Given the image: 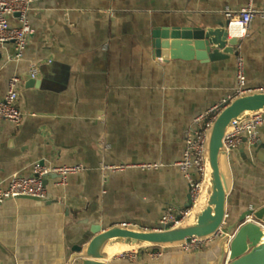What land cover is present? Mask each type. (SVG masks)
I'll return each mask as SVG.
<instances>
[{"label":"crops","instance_id":"obj_1","mask_svg":"<svg viewBox=\"0 0 264 264\" xmlns=\"http://www.w3.org/2000/svg\"><path fill=\"white\" fill-rule=\"evenodd\" d=\"M249 4L257 14L239 54L246 89L257 90L264 89V0H33L28 17L34 32L23 58L13 59L12 43L0 45V100L10 77L19 76L24 114L19 125L0 121V189L13 176L32 175L36 163L83 170L51 186L48 202L0 203V264H69L73 246L89 240L93 224L156 228L167 210L190 205L175 162L194 118L234 93L236 56L164 60L154 53V32L217 27L227 20L226 8ZM259 148L264 125L256 144L245 139L241 150L229 153L228 221L264 205ZM144 163L163 165L144 170ZM104 165L130 167L115 172ZM54 181L47 177L49 185ZM221 239L190 251L164 248L159 260L113 258L107 264H220Z\"/></svg>","mask_w":264,"mask_h":264},{"label":"water","instance_id":"obj_2","mask_svg":"<svg viewBox=\"0 0 264 264\" xmlns=\"http://www.w3.org/2000/svg\"><path fill=\"white\" fill-rule=\"evenodd\" d=\"M228 20L217 27L174 26L154 32V53L164 60H198L204 63L236 56L239 40L229 37ZM26 78L30 79L28 75ZM258 113H264V89L247 90L218 112L206 130L204 147L205 173L201 190L185 221L171 229L142 228L133 225H113L102 229L91 225L92 236L72 248L69 264H107L118 253L143 247H177L192 238L210 240L221 231L219 243L221 264L227 257L229 264H264V205L248 209L228 221L227 198L232 188V171L225 137L233 130L234 122H242ZM244 147L242 143L238 149ZM264 155V150L259 148ZM11 199V198H9ZM48 202L45 197L17 196ZM233 238L226 246L228 237Z\"/></svg>","mask_w":264,"mask_h":264},{"label":"built area","instance_id":"obj_3","mask_svg":"<svg viewBox=\"0 0 264 264\" xmlns=\"http://www.w3.org/2000/svg\"><path fill=\"white\" fill-rule=\"evenodd\" d=\"M32 2L33 0H0V45L12 43L14 46L13 59L16 61L23 58L29 37L34 32L28 17ZM256 14L250 4L241 9L226 8L224 11V15L229 22V37H236L239 40L236 47L237 84L234 93L229 98H226L222 103L212 105L203 113L197 115L185 133L182 156L180 160L175 162V166L185 179L192 204L198 198L205 173L206 130L228 101L248 90L246 89L245 61L243 56L239 54V48L241 40L247 36L249 26ZM262 16L264 17V13ZM11 18H15L17 22L12 24ZM28 67L31 75H37L38 68L35 64L29 63ZM19 81L20 77L17 75L11 76L8 80L7 93L0 100V121H8L19 125L24 118V114L18 107L20 98ZM263 125L264 113L255 114L242 122H234L232 132L224 139V145L228 153L245 143V139L250 144H256L259 141V129ZM162 165L161 163H144L140 164L139 167L144 170H153L160 168ZM128 167L130 166H103L104 169L110 168L115 172L124 171ZM33 169V174L28 177L13 176L9 179L7 187L0 189V203L17 196L45 197L48 195L51 186L58 187L67 184L68 176L82 171L83 167L81 165L54 166L52 164L36 163ZM51 175L55 177L53 185L47 183V177ZM190 210L191 205L180 209H169L160 218L158 227L152 229L175 228L185 221ZM215 237L222 238V232L220 231ZM232 238L233 235L228 237L226 246ZM205 244L206 240L192 238L189 243H185L181 247L185 251H190L204 247ZM163 250L164 247H143L118 253L114 258L129 263L136 262L139 257L159 260L163 256Z\"/></svg>","mask_w":264,"mask_h":264},{"label":"rangeland","instance_id":"obj_4","mask_svg":"<svg viewBox=\"0 0 264 264\" xmlns=\"http://www.w3.org/2000/svg\"><path fill=\"white\" fill-rule=\"evenodd\" d=\"M260 145L262 146V145H263V143L261 142V143H260Z\"/></svg>","mask_w":264,"mask_h":264}]
</instances>
